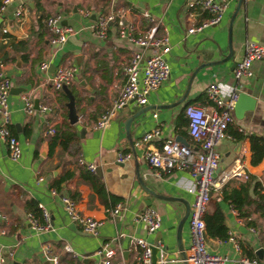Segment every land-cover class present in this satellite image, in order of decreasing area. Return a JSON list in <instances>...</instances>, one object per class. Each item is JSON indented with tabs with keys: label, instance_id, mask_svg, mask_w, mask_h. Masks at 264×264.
Returning a JSON list of instances; mask_svg holds the SVG:
<instances>
[{
	"label": "crops",
	"instance_id": "1",
	"mask_svg": "<svg viewBox=\"0 0 264 264\" xmlns=\"http://www.w3.org/2000/svg\"><path fill=\"white\" fill-rule=\"evenodd\" d=\"M195 1L12 0L0 11V69L9 77L11 87L20 89L9 92L7 97V127L20 148L17 161L8 159L0 141V212L8 218L0 222V264H49L41 252L44 243L53 247L58 264H96L99 257L95 252L108 241L114 251L109 264H133L137 254L135 239L155 246L156 256L161 249L169 260L167 264H183L180 254L185 256L189 241L188 214L184 219L183 216L185 209H190L194 178L187 170L155 171L144 160L142 151L146 146L158 148L168 140L179 142V138L194 147L186 131L184 108L196 104L207 111L212 109L213 104L206 97L210 84L217 85L224 101L236 91L237 95L242 92L252 98L254 104L238 119L232 110L234 120L226 129L230 137L215 146L219 159L214 176L234 164L241 165L248 178L221 184L210 193L204 211L220 208L228 236L240 252L227 239L219 241L206 236L209 242L205 243L210 252L227 257L223 264H236V259L246 254L264 264V217L252 205L244 204L240 206L247 213L243 217L221 196L224 187L239 189L241 185L254 202H259L258 193H264V159L255 165L250 163L248 142L250 134L264 137V60L251 63L250 76L235 78L232 74L236 57L240 61L243 57L246 40L264 45V0H242L239 5L237 0H217L225 6L218 23L188 33L189 27H197L208 16ZM18 6L23 8V15L16 21L13 12ZM81 10L90 11V15L83 17ZM103 10L123 11L125 22L135 23L138 31L158 23L157 33L164 29L170 46L165 55L169 76L149 92L144 105L127 103L104 128L95 129L94 121L110 107L122 84L123 66L132 51L138 50L120 37L114 23L108 26L104 39L92 36L90 25L98 11ZM143 12L153 22L144 18ZM53 15H59L60 24L75 31L56 46L49 43L44 25V19ZM42 62L47 63L44 71L39 68ZM60 65L76 67L74 82L68 86L77 113V121L71 125L77 137L73 155L61 149L58 142L50 147L51 133L46 132L47 125L53 129L67 123V98L61 90L52 91L47 82ZM22 95L33 103L29 114L23 112ZM42 105L49 110L40 112ZM131 115L134 116L126 134L124 121ZM153 129L158 131L157 137L135 145ZM118 152L129 153L130 158L119 162ZM78 157L94 165L92 173L101 181V194L82 175L85 167L77 163ZM68 174L56 191L53 182ZM256 182L261 184V190L254 187ZM63 196L73 199L80 214L101 221L96 233H83L69 220L60 202ZM115 203H120L122 210L114 216L107 209ZM38 204L48 213L49 229L42 232L33 231L27 220L30 211L37 208L34 213L40 212ZM147 206L157 212L160 221L152 233L137 218ZM63 244L69 245L75 256L64 252Z\"/></svg>",
	"mask_w": 264,
	"mask_h": 264
},
{
	"label": "built area",
	"instance_id": "2",
	"mask_svg": "<svg viewBox=\"0 0 264 264\" xmlns=\"http://www.w3.org/2000/svg\"><path fill=\"white\" fill-rule=\"evenodd\" d=\"M12 0H0V11H3ZM195 3L201 10L205 11L207 18L197 27H189L188 33L199 31L201 28L218 23L224 10V3L217 0H196ZM83 17H88L90 11H79ZM14 19L18 21L23 15V8L18 6L13 12ZM141 15L150 22L153 20L145 12ZM126 14L123 11L105 10L98 11L96 17L90 25V32L97 39H104L106 30L111 23L117 26L120 37L138 47L132 51L129 60L122 68L124 79L116 96L112 99L110 107L101 113L94 121L92 127L95 129L104 128L115 115L116 111L127 103L142 106L146 103L149 92L157 89L169 76V66L165 60V55L169 51V43L166 31L157 33L158 23H152L146 30L138 31L135 23L125 22ZM44 25L49 35L48 41L51 45H61L69 35L75 31L66 25L60 24V16L53 15L44 19ZM255 60H264V45L246 40L243 43V57L232 70L235 78L250 76V65ZM41 70L47 68V63L39 65ZM76 67L74 65H60L47 78V82L52 91H59L62 85L70 86L75 79ZM11 87L10 79L7 74L0 69V141L6 147L7 157L11 161H17L20 157V148L15 136L8 129L9 114L7 109V97ZM116 89L115 87L113 88ZM219 88L215 84L208 85L206 97L213 104L212 109L206 110L199 105H188L184 108L186 117V131L194 142L191 147L183 143L168 140L160 144L158 148L146 146L142 151V156L150 168L155 171H167L170 169L187 170L194 178V190L192 202L188 212V233L189 241L185 249L184 260L187 264H223L228 259L225 255L210 252L207 249L203 231V215L206 203L210 198V193L215 191L221 184L228 180L245 181L248 175L241 165H231L214 176L217 168L219 154L215 149L216 144L225 137H230L226 133L228 125L234 118L232 108L237 97L236 91L231 92L228 99L224 101L220 97ZM23 112L29 114L33 111V103L28 96L22 95ZM40 112L49 109L42 105L39 106ZM47 133H53V129L47 125ZM156 129L144 133L135 144L141 146L151 139L157 137ZM130 158L129 153H117L116 160L126 161ZM77 163L88 171L93 172L95 167L90 162H84L80 157ZM51 194H55L54 189H50ZM61 205L69 217V220L77 224L83 233L94 234L101 221L91 216L82 215L77 211L73 199L69 197L60 198ZM40 209V220L38 221L31 213L27 214L30 228L35 232H42L49 229L48 213L38 204ZM122 210L120 203H115L107 211L111 215H117ZM144 225L148 233H152L159 227V216L157 212L147 206L138 213L137 217ZM7 216L0 212V222H6ZM3 233V230L1 231ZM228 241L233 244L236 252H240L239 246L231 236ZM137 254L133 264H150V249L148 244L142 239H135ZM264 247V243H263ZM64 252H69L75 256L71 247L63 244ZM159 250V249H158ZM41 252L45 261L49 264H58L57 255L50 244L44 243ZM113 249L110 241L101 244L95 252L99 257L96 264H109L113 256ZM154 264H167L169 260L160 249ZM236 264H258L255 259H248L239 256Z\"/></svg>",
	"mask_w": 264,
	"mask_h": 264
},
{
	"label": "trees",
	"instance_id": "3",
	"mask_svg": "<svg viewBox=\"0 0 264 264\" xmlns=\"http://www.w3.org/2000/svg\"><path fill=\"white\" fill-rule=\"evenodd\" d=\"M58 92H60V90ZM236 137L239 138L241 136L236 135ZM76 140L77 137L74 127L67 123H64L60 127H54L53 134L48 136V144L50 147H52L56 142H58L60 148L63 149L69 155H73L76 152ZM248 142L250 150V163L252 165H255L259 163L262 159H264V137L250 134L248 135ZM82 175L85 177V179L95 192H97L98 194H101L103 192L101 181L97 178L94 173L84 169V173H82ZM68 177L69 174L66 175V177H62L54 181V189L56 191H59L60 183L66 180V178ZM254 187L258 188V190H261L262 186L259 182H256L254 184ZM258 194L259 202L252 201L246 194L245 186L241 185L239 189H227L226 187H224L222 189L221 196L223 199H228L229 203L238 211L239 215L241 214L243 217L247 215V213H243L240 209V206L243 204L246 205V207L252 205L253 210L258 211L260 216L264 217V193ZM113 202L114 201L111 200V203ZM36 209L34 211H36ZM34 211H30L33 216H35L37 219L41 218L40 212L38 211V213L35 214ZM203 222L204 232L208 238L219 241H224L228 239L227 228L224 224V216L219 207H216L210 213L204 212ZM246 255V257L250 259L254 257V255Z\"/></svg>",
	"mask_w": 264,
	"mask_h": 264
},
{
	"label": "water",
	"instance_id": "4",
	"mask_svg": "<svg viewBox=\"0 0 264 264\" xmlns=\"http://www.w3.org/2000/svg\"><path fill=\"white\" fill-rule=\"evenodd\" d=\"M241 1L242 0H237V5H239V3ZM242 54H243V49H242ZM228 55H230V47H229V45H228ZM239 61H240V58L236 57L233 66H235V64L238 63ZM210 64H212V63H205L204 65H210ZM13 90L18 91L20 89L19 88L10 87L9 92H11ZM60 90L65 95V97L67 98V101L64 103V106L66 108L67 123L69 125H74L76 123V121H77V113H76V108H75V103H74V96H73L71 90L65 85H62L60 87ZM34 104L36 106V102H34ZM253 104H254V100L252 98L248 97L245 93L240 92L237 95V98H236V100L234 102L233 109H232L234 117L237 118V119L240 118L242 116V113L245 110H251L253 108ZM133 116L134 115L129 116L124 121V131H125L126 134L128 133L129 125H130V122H131ZM179 142L187 145V143H186V141H184V139L179 138ZM136 174H137V177L139 178L138 172H136ZM143 188L146 191H148L149 193L153 194L152 191H150L149 189L145 188L144 186H143ZM187 214H188V208L185 209V213H184L183 219L187 216ZM203 237H204V240H205L206 243L209 242V239L206 237V234H205L204 231H203ZM149 249H150V264H154L155 259H156L157 248L155 246H149ZM178 249H180V247H178ZM257 253H260V251H257ZM180 256H181V260H182L183 264H185L184 254L181 253Z\"/></svg>",
	"mask_w": 264,
	"mask_h": 264
}]
</instances>
